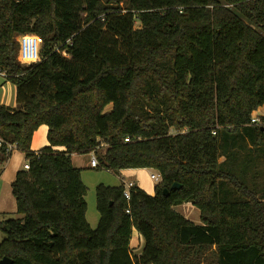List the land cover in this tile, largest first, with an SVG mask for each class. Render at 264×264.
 <instances>
[{
    "label": "trees",
    "instance_id": "obj_1",
    "mask_svg": "<svg viewBox=\"0 0 264 264\" xmlns=\"http://www.w3.org/2000/svg\"><path fill=\"white\" fill-rule=\"evenodd\" d=\"M121 1L0 0V68L17 100L0 105V137L30 166L11 183L19 216L2 221L0 259L264 264V114L253 118L264 105V0ZM27 33L42 43L26 64L17 36ZM41 124L49 145L35 151ZM91 152L95 168L158 170L155 193L134 183L127 199L123 183L98 184L91 227L72 162ZM10 154L2 144L0 163ZM183 203L202 223L175 209Z\"/></svg>",
    "mask_w": 264,
    "mask_h": 264
},
{
    "label": "crops",
    "instance_id": "obj_2",
    "mask_svg": "<svg viewBox=\"0 0 264 264\" xmlns=\"http://www.w3.org/2000/svg\"><path fill=\"white\" fill-rule=\"evenodd\" d=\"M20 35L17 36V40H19ZM0 105H6L10 107L17 106L16 85L11 80L8 79L7 75L2 73H0ZM263 106L264 105L260 106L256 111H254L253 118L257 117V114L258 115L263 114V112L261 113L259 111V109ZM48 129L49 127L47 124H41L34 131L31 140V148L33 150L38 151L42 147L49 145V141L47 137ZM54 148L63 149L62 146H56ZM91 157H92V152L90 153V164L88 163L83 164L82 162H79L83 160L80 154H72V162L76 167L95 168L91 166ZM26 161L27 159L25 153L15 148L11 152L10 156L4 162L0 163V213H6V211L16 212L17 206H16L15 197L12 193L11 183L14 181L17 171L24 169L23 165ZM152 173H159V172L154 168H149V167L124 168L121 169L119 173H114L119 178V182H117L116 184H109V185H119L121 183L125 184L127 182H133L136 183L140 188L144 189L147 193L153 195L155 193V185L160 180L159 181L154 180L151 176ZM177 206H181L179 212L182 213L185 217H187L188 215L197 218L198 214L200 217V210L191 203H183ZM87 220L89 224L92 225V223L88 218V215H87ZM194 222L202 223L201 220ZM144 244H145L144 237L136 229H134L130 240V247L132 252L134 254H140V252L144 247Z\"/></svg>",
    "mask_w": 264,
    "mask_h": 264
},
{
    "label": "rangeland",
    "instance_id": "obj_3",
    "mask_svg": "<svg viewBox=\"0 0 264 264\" xmlns=\"http://www.w3.org/2000/svg\"><path fill=\"white\" fill-rule=\"evenodd\" d=\"M104 1H106V0H104ZM127 1L128 0H122L120 4L125 6ZM135 26H139L138 21H136ZM18 43H19V41H18ZM18 52H19V50H18ZM259 111L261 113L263 112V114H264V106L261 107L259 109ZM263 114H261V115H263ZM261 115L257 114V117H255V118H259ZM171 131L175 132V129L171 128ZM102 147H105V146H102ZM103 150H104V148H100L99 152H101ZM87 154H89V155H87ZM87 154H80L81 158L83 160L79 161V162H82L83 164H85V163L90 164V153H87ZM261 167L262 168L260 169L259 178L256 180V182L259 185L264 184V165ZM82 178H83L85 184L87 185V194L85 197L86 201H87V206H88L87 215H88L90 222L92 223L91 227H96L98 220H99V216H100V214L96 208V186L100 183L108 184V185L109 184H116L117 182H119V178L112 171L107 170L105 168H90V167H87V168L82 167ZM180 208H181V206L175 207V209L177 211H179ZM198 213H199V210H198ZM18 216L19 215L15 211H11V212L6 211V213H0V243L7 237V232L4 229V223H2V221L6 220L7 218H10V217L15 218ZM188 217L190 220L196 221V222L201 220L199 217V214H198L197 218L194 216L191 217V216L187 215V218Z\"/></svg>",
    "mask_w": 264,
    "mask_h": 264
},
{
    "label": "built area",
    "instance_id": "obj_4",
    "mask_svg": "<svg viewBox=\"0 0 264 264\" xmlns=\"http://www.w3.org/2000/svg\"><path fill=\"white\" fill-rule=\"evenodd\" d=\"M18 41H19L18 60L21 63H26V64L33 63L41 59L40 49H41L42 38L40 36L32 33L22 34L20 35ZM67 43L71 44V40L70 39L67 40ZM56 50L65 56H69V53L65 48H61L60 46H58L56 47ZM0 73L5 74V71L1 70L0 68ZM254 120L259 121V118L254 117ZM4 143L6 145L7 153H11L16 148V145L14 143L5 142L0 137V146ZM98 165H99V161L96 157V154L92 152L91 166L97 167ZM23 167L24 169H29L30 167L29 162L26 161ZM151 176L154 180H158V181L161 180L160 173H152ZM133 184H134L133 182H127L124 184V195L126 196L127 199H130V188L132 187ZM127 212H129L128 209Z\"/></svg>",
    "mask_w": 264,
    "mask_h": 264
},
{
    "label": "water",
    "instance_id": "obj_5",
    "mask_svg": "<svg viewBox=\"0 0 264 264\" xmlns=\"http://www.w3.org/2000/svg\"><path fill=\"white\" fill-rule=\"evenodd\" d=\"M264 128V127H263ZM181 185L179 184V183H177V182H175L173 185H172V188H179ZM164 193H168V189L167 188H165L164 189ZM6 229L7 230H9L10 229V227L7 225L6 226ZM11 262H12V259L10 258V257H8V256H4L3 258H1L0 259V264H11Z\"/></svg>",
    "mask_w": 264,
    "mask_h": 264
}]
</instances>
